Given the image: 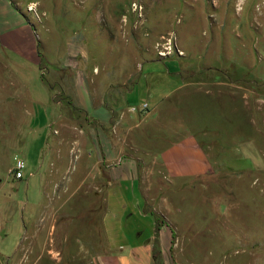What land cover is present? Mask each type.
Listing matches in <instances>:
<instances>
[{
  "label": "rangeland",
  "instance_id": "1",
  "mask_svg": "<svg viewBox=\"0 0 264 264\" xmlns=\"http://www.w3.org/2000/svg\"><path fill=\"white\" fill-rule=\"evenodd\" d=\"M133 2L143 6L142 17ZM171 33L184 54L162 57ZM91 102L134 107L137 115L148 104L156 114L154 124L143 121L144 111L138 128L125 121L116 143L141 161L142 182L156 204L161 189L197 184L163 179L151 136L156 131L162 147L196 136L216 173L203 181L215 190V203L203 194L192 206L190 197L189 212L175 217L198 226L214 220L205 231L227 233L230 185L252 198L254 181L244 173L262 175L264 183V0H0V264L89 262L84 251L72 260V238L80 241L75 253L86 246L84 223L97 222L86 212L97 206L72 196V182L79 186L83 169L77 167L91 151L84 149L80 161L69 155L72 141L95 136L86 111ZM16 156L25 161L28 184L11 174ZM232 172L243 176L235 180ZM62 185L69 191L58 199ZM52 208L60 223H72L70 245L55 246L63 254L43 255L25 238L36 225L45 228L41 222ZM225 257L213 260L250 262L234 260V253Z\"/></svg>",
  "mask_w": 264,
  "mask_h": 264
},
{
  "label": "crops",
  "instance_id": "2",
  "mask_svg": "<svg viewBox=\"0 0 264 264\" xmlns=\"http://www.w3.org/2000/svg\"><path fill=\"white\" fill-rule=\"evenodd\" d=\"M90 95L92 98V94ZM109 107L103 103L100 106H93V102L88 106L86 104L87 114L93 123L92 133L95 136L89 142L72 141L70 146L71 161H80L84 157L81 156L84 149L91 151L87 156L88 161H83L77 167V170L83 169V172L78 177L80 184L77 188H73L75 183L72 182V196L87 197V205L91 202L97 206L86 212L95 215L97 222L86 220L85 226L81 224L88 240L84 248L79 246L78 254L75 253V244L79 245L80 241L72 238V260L81 258L80 254L84 251L83 255L89 261L86 264H225L218 258L213 259L215 256L228 259L225 256L234 253L236 261L250 259L249 264H264V183H260L263 180L262 175L260 177L244 173L250 176L248 179L254 181L251 188L257 194L252 198L243 196L237 188H233V183L230 185L231 202L224 226L227 233L220 229L205 231V228L214 227L211 223L214 220L203 226H198L190 220L177 221L175 215L185 213V209L189 212V206L186 207L185 202L190 197L196 198L192 206L202 200L200 197L203 194L207 197L205 201L215 203V190L212 191L205 182L203 183L216 174L204 146L196 136L188 135L162 147L157 143L156 138L159 135L154 131L151 143L154 145L155 160L162 166L163 179L172 184H197L191 188L161 189V198L156 204L157 200L149 197V187L142 182L139 170L141 161L124 154V147L119 149L116 144L121 140L117 132L125 126L124 122L135 121L132 128L140 127V116L143 112L140 109L137 115L132 108L121 111L119 108ZM155 116L148 106L143 121L154 123L157 120ZM169 128L164 127L167 131ZM110 133L116 137H112ZM59 144L58 142V150L54 153L57 155L56 159L61 161ZM234 174L238 176L235 180L243 176V172ZM51 177H54V174L51 173L49 179ZM25 179L28 184L31 177L25 176L23 180ZM144 180L149 178L144 177ZM68 191L69 189L62 185L58 199L63 197L62 193L66 195ZM206 192L209 194L206 195ZM214 211L221 217V209ZM59 218V211L52 208L41 222L45 228L41 230L36 225L35 231L25 240L35 242L43 255L50 252L63 254L62 250L56 249L55 246L59 245L64 250L69 247L72 223H60ZM217 221L220 227V219ZM48 228L50 229L47 230ZM198 250L203 252V255L196 256Z\"/></svg>",
  "mask_w": 264,
  "mask_h": 264
},
{
  "label": "built area",
  "instance_id": "3",
  "mask_svg": "<svg viewBox=\"0 0 264 264\" xmlns=\"http://www.w3.org/2000/svg\"><path fill=\"white\" fill-rule=\"evenodd\" d=\"M237 10L238 11L242 10V2H240L237 5ZM132 11L134 13H138V16L140 18V17H142L143 6L140 4H137L136 2H133L132 3ZM174 54L182 56L184 53L178 46L175 33H171V38L168 40V43L165 44L164 50L159 52V55H161L162 57H167V56H172ZM136 110H137V108H134V107L132 108V111H136ZM141 111L142 112L148 111V106L144 105L141 108ZM14 163H15V165H14V168L12 169L11 174L14 176V178L16 180L24 179V177H25L24 170L26 168L25 161L23 159H21L20 157L16 156L14 158Z\"/></svg>",
  "mask_w": 264,
  "mask_h": 264
},
{
  "label": "trees",
  "instance_id": "4",
  "mask_svg": "<svg viewBox=\"0 0 264 264\" xmlns=\"http://www.w3.org/2000/svg\"><path fill=\"white\" fill-rule=\"evenodd\" d=\"M156 252H157V250H156Z\"/></svg>",
  "mask_w": 264,
  "mask_h": 264
}]
</instances>
